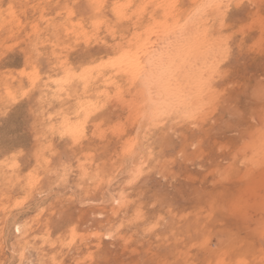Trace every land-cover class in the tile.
<instances>
[{
	"label": "rangeland",
	"instance_id": "obj_1",
	"mask_svg": "<svg viewBox=\"0 0 264 264\" xmlns=\"http://www.w3.org/2000/svg\"><path fill=\"white\" fill-rule=\"evenodd\" d=\"M262 14L0 0V264H258ZM171 106L195 116L158 129Z\"/></svg>",
	"mask_w": 264,
	"mask_h": 264
},
{
	"label": "snow or ice",
	"instance_id": "obj_2",
	"mask_svg": "<svg viewBox=\"0 0 264 264\" xmlns=\"http://www.w3.org/2000/svg\"><path fill=\"white\" fill-rule=\"evenodd\" d=\"M106 7V5H105ZM116 5H113L114 10L116 9ZM175 7L180 8L183 7L182 5L177 4ZM190 9H196L197 15H202L203 14V10L208 9V8H217L219 9L221 12L224 9V4L223 3H201L200 5H191L189 6ZM190 20L192 19V15L190 12ZM219 20V17H218ZM220 24H221V32H225L227 31V29L224 28V21L223 20H219ZM257 22H253V26L256 25ZM258 26H259V30L261 33L260 36V41H259V46L264 49V14H262L259 18L258 21ZM183 30L185 32H188L191 30V23L190 22H186L185 25L182 26ZM226 55V49L224 48V44L223 42H221L220 45V58L223 59L224 56ZM219 64H213L211 70L213 72H215L218 68H219ZM69 76H71V73H69ZM141 80L144 79L143 76H141L140 78ZM201 86L202 87H206L207 84L206 82L201 79ZM254 95H256L261 102H264V80L261 81L259 87L254 90ZM195 116V113L193 112H189L187 110H184L181 107H176V106H171V107H164V108H157L156 110H154L151 113V122L158 128V129H163V128H167L169 123H175L178 122L176 120L177 117H181L184 120H191L193 119V117ZM78 135H82V133H79ZM78 135H74V139H78ZM262 135H264V130H262ZM143 167V165H142ZM139 172H134L132 174L133 179L129 180V183L134 182V180L138 177ZM221 175H224V172H221ZM139 215V213H138ZM153 227H155V225H153ZM261 228L264 229V225H261ZM149 231L151 229H148ZM207 242L205 241V244ZM261 259L259 260L258 264H264V247H262L261 249ZM244 264H247V262H244Z\"/></svg>",
	"mask_w": 264,
	"mask_h": 264
},
{
	"label": "clouds",
	"instance_id": "obj_3",
	"mask_svg": "<svg viewBox=\"0 0 264 264\" xmlns=\"http://www.w3.org/2000/svg\"><path fill=\"white\" fill-rule=\"evenodd\" d=\"M262 225H264V224H262ZM260 231H261L262 233H264V229H262L261 226H260Z\"/></svg>",
	"mask_w": 264,
	"mask_h": 264
}]
</instances>
